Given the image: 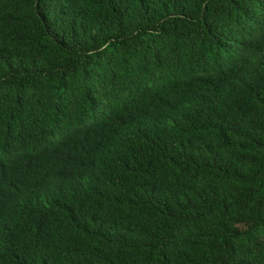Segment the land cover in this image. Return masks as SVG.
I'll list each match as a JSON object with an SVG mask.
<instances>
[{"label":"trees","instance_id":"obj_1","mask_svg":"<svg viewBox=\"0 0 264 264\" xmlns=\"http://www.w3.org/2000/svg\"><path fill=\"white\" fill-rule=\"evenodd\" d=\"M0 264H264V0H0Z\"/></svg>","mask_w":264,"mask_h":264}]
</instances>
